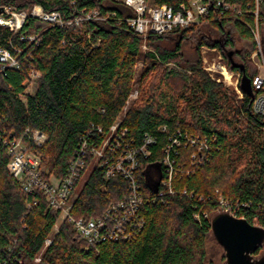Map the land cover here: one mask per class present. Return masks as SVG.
Returning <instances> with one entry per match:
<instances>
[{"label": "trees", "instance_id": "trees-1", "mask_svg": "<svg viewBox=\"0 0 264 264\" xmlns=\"http://www.w3.org/2000/svg\"><path fill=\"white\" fill-rule=\"evenodd\" d=\"M144 1L152 7L178 8L190 0ZM227 1L230 10L215 16L211 12L200 25L144 38L127 25L125 19L135 13L123 2L0 0V8L23 12L38 4L73 22L59 27L28 17L17 33L0 26V47L19 60L18 69L0 74V264H34L44 247L41 264H208L207 242L212 217L222 212L220 197L237 207L231 214L264 228V117L254 113V99L247 93L242 91L243 99L236 100L223 83L212 79L200 54L207 46L242 75L228 57V51H234L246 75L251 80L258 75L251 60L257 44L248 27L255 25L256 0ZM77 18L85 19L76 23ZM259 27H264V0L259 4ZM33 36H38L35 42L28 39ZM144 40L150 50L144 56L140 92L121 125L137 145L146 134L157 138L137 171L147 195L154 192L151 178L164 176V149L171 137L187 135L197 141L176 158V165L187 171L174 179L179 194L146 201L141 209L144 228L132 240L107 242L97 253L86 249L72 225L63 221L47 246L45 240L60 217L41 194H26L10 174L5 141L20 136L26 127L45 132L47 142L34 149L48 168L45 177L63 178L83 140L99 142V129L108 133L120 118L134 88ZM239 40L248 45L239 49ZM187 42L196 44L190 58L185 55ZM262 45L264 52V36ZM33 70L41 77L36 90L26 94ZM193 155L201 164L194 163ZM90 166L89 158L87 169ZM182 189L187 195L180 194ZM128 192L124 176L107 179L95 166L72 213L96 217ZM34 199L38 203L29 209Z\"/></svg>", "mask_w": 264, "mask_h": 264}, {"label": "built area", "instance_id": "built-area-1", "mask_svg": "<svg viewBox=\"0 0 264 264\" xmlns=\"http://www.w3.org/2000/svg\"><path fill=\"white\" fill-rule=\"evenodd\" d=\"M112 1L123 2L134 11V16L126 18L125 21L134 32L144 38L148 35H165L190 26L200 25L206 21L211 12L215 16L219 11L230 10V4L227 0H190L187 4H181L178 8L170 5L149 7L144 0ZM261 1L256 0V8L253 12L255 25L248 27L253 33L257 44V50L252 58L256 57L258 59L257 66L259 69L258 75L252 80L255 93L253 110L255 114L264 117V52L259 27V4ZM2 8L0 26L8 28L13 33H17L23 28L28 17L36 18L50 26L64 27L73 23L63 21L59 12H48L38 4L34 5L28 12H18L12 6H3ZM92 15H97V13L94 12ZM90 18L91 15L86 19ZM84 19L77 18L75 22L79 23ZM28 39L35 42L38 36ZM215 60L217 62L211 63L210 58L204 55L202 58L203 69L212 78H214L213 74L215 73L223 75L225 81L230 85H233L234 80V87L240 92L239 84H241L242 75L231 71L224 63L221 54L215 57ZM18 68V58L9 49L0 47V74L6 75L8 70ZM40 77L41 73L39 71L33 70L31 72L26 94H32L36 90L37 81ZM137 95L138 91H132L126 102V107L132 100L137 98ZM25 98L26 95L21 96L22 100H25ZM122 120L123 117L119 118L110 127L108 133L100 128L99 133L102 140L99 142L88 143L83 140L63 178L45 177L42 158L33 152L36 151L34 148H40L47 142L48 135L45 132L26 127L20 136L5 141L10 157L7 166L9 172L22 185V189L26 194L32 196L41 194L49 210L59 215L60 221L55 223L52 233L56 235L60 230V222L66 221L72 225L84 247L94 249L97 253L102 244L126 242L135 238L142 231L145 221L141 209L146 201H163L167 196L179 194L175 188L174 179L178 174H184L187 171L176 165V158L181 156V150L184 147H187L190 143L195 145L197 142L187 135L171 137V142L164 149L166 155L163 160L164 176L160 179L154 192L147 195L137 177V171L140 167H144L140 159L151 155V147L156 143L157 138L146 134L141 145L135 144L134 141L130 142L128 140V129L121 125ZM162 131L166 132L167 127L163 126ZM201 144V147L205 148L204 143ZM89 158L92 160V165L101 169L107 179L114 174L124 176L128 180L129 192L123 199L111 203L102 214L96 217H75L72 209L79 197L76 190L87 170ZM192 158L194 163L201 164V159L195 155ZM180 194L187 195V190L182 189ZM219 202L222 212L234 214L238 211L235 209L237 207L229 203L224 197H220ZM37 203L38 200L34 199L33 203H28V208L30 209L32 205ZM196 216L198 219L199 216ZM52 242L53 239L50 237L45 240L47 246L51 245Z\"/></svg>", "mask_w": 264, "mask_h": 264}, {"label": "water", "instance_id": "water-1", "mask_svg": "<svg viewBox=\"0 0 264 264\" xmlns=\"http://www.w3.org/2000/svg\"><path fill=\"white\" fill-rule=\"evenodd\" d=\"M2 12L3 8H0ZM233 55L234 51H228L232 66L242 70L241 90L254 99L252 80L246 75L245 66L237 64ZM160 179L158 177L149 185L155 189ZM211 238L221 247L225 264H264V228L251 224L245 218H237L227 212L214 214Z\"/></svg>", "mask_w": 264, "mask_h": 264}, {"label": "rangeland", "instance_id": "rangeland-1", "mask_svg": "<svg viewBox=\"0 0 264 264\" xmlns=\"http://www.w3.org/2000/svg\"><path fill=\"white\" fill-rule=\"evenodd\" d=\"M149 7H152L151 4L148 5ZM33 7H31L32 9ZM30 9V10H31ZM29 10V11H30ZM28 12V11H27ZM260 32H261V37L263 39V32H264V27L263 28H260ZM214 37H216V35H214ZM169 45V44H168ZM195 42H187V49H185V55L187 57H191L193 56V50H194V46H195ZM247 46V42H244V41H238V48H242L243 46ZM171 46V44L169 45ZM263 47V46H262ZM207 46H202L201 47V50H200V54L203 58L204 55H207L209 58H210V62L211 63H214V62H217V60H215V57H217L219 55V53H216V52H213V49H208L207 50ZM150 50V48H148V45L146 43V40H144L143 42V45L141 47V56H140V61L138 63V66H137V71H136V75H135V82H134V88H133V91L136 92L138 91V95H139V92H140V88H141V84H142V81H141V74H142V71H143V67H144V56H145V53H147L148 51ZM254 54V53H253ZM252 54V55H253ZM252 55H251V60L252 62L257 66V63H258V59L255 57L254 59L252 58ZM214 57V58H213ZM203 62V61H202ZM170 66H174V64H170ZM258 68V66H257ZM259 71V69H258ZM207 72V71H206ZM209 74V73H208ZM210 75V74H209ZM214 75V80H216L217 82L219 83H223L224 86L227 88L228 90V94L230 96H233L236 100H242L243 99V93H242V90L237 91V89L234 87V83L235 81L233 80V85H230L229 83H227L223 77V75L219 74V73H215L213 74ZM138 95H137V98H138ZM136 98V99H137ZM132 100L130 102V104L124 108L123 112L121 113L120 115V118L124 117V115L127 113V110L128 108L133 104V102L136 100ZM35 154L37 155H40V157L42 158V155L37 152V151H33ZM93 166V165H92ZM90 166L87 171L85 172L83 178L81 179V181L79 182L78 186H77V190L76 192L80 195V192L84 186V184L86 183L89 175L91 174V171L93 169V167ZM42 167L43 169L45 170V172L47 173L48 172V168L45 167L42 163ZM153 170V169H152ZM154 171V170H153ZM152 171L150 169H147V173H151ZM11 174V173H10ZM12 175V174H11ZM156 176V177H155ZM153 176V178H151L149 184H152L153 182H155L157 180V175ZM50 178L53 179V176H50ZM21 188H22V185L20 184ZM61 225V222L60 224ZM49 237L51 239H54L55 238V235L54 233H50ZM46 247H44V249L38 254L34 264H41V258L43 257V254H44V251H45ZM207 263L208 264H225V260H224V257H223V251L221 249V247L216 243L215 239L213 238H210L207 242Z\"/></svg>", "mask_w": 264, "mask_h": 264}]
</instances>
